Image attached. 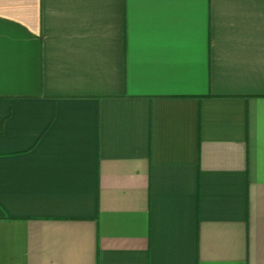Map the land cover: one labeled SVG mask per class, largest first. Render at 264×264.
<instances>
[{
  "label": "crops",
  "instance_id": "0c3cea01",
  "mask_svg": "<svg viewBox=\"0 0 264 264\" xmlns=\"http://www.w3.org/2000/svg\"><path fill=\"white\" fill-rule=\"evenodd\" d=\"M0 264H264V0H0Z\"/></svg>",
  "mask_w": 264,
  "mask_h": 264
}]
</instances>
